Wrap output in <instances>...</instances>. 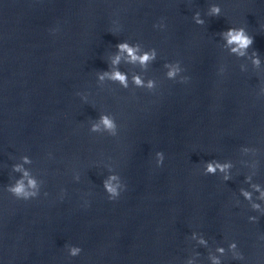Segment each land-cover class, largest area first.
<instances>
[{"label": "water", "instance_id": "95a60500", "mask_svg": "<svg viewBox=\"0 0 264 264\" xmlns=\"http://www.w3.org/2000/svg\"><path fill=\"white\" fill-rule=\"evenodd\" d=\"M232 25L253 35L259 67L228 51L219 34ZM124 39L157 49L146 68L119 65L155 89L97 79ZM167 61L190 79H168ZM104 112L117 135L90 130ZM24 154L45 181L29 201L2 191ZM212 159L232 163L231 179L204 173ZM110 171L127 185L116 200L102 184ZM246 176L264 187V0H0L2 264H211L219 246L221 264H264V213L241 195Z\"/></svg>", "mask_w": 264, "mask_h": 264}, {"label": "clouds", "instance_id": "9594fccd", "mask_svg": "<svg viewBox=\"0 0 264 264\" xmlns=\"http://www.w3.org/2000/svg\"><path fill=\"white\" fill-rule=\"evenodd\" d=\"M222 12L221 5L219 3H211L208 7V16H220ZM192 19L195 24L203 25L205 23L204 16L199 10L194 11L192 14ZM154 28L163 27L161 24H154ZM53 32L57 29H52ZM230 53L235 54L239 57H249L254 66L259 67L262 63L259 52L255 49L249 53V49L253 45L254 37L251 35L247 28L243 25H232L225 30H222L219 34ZM115 52L110 58V69L101 70L97 73V79L99 81H113L119 83L122 88H128L131 84L137 88L155 89L157 84L156 81L149 78L145 79L140 73H134L129 76L126 71H121L119 65L121 60L127 63L138 64L141 68H146L150 62L157 58L158 52L155 47L145 48L142 47L140 43H133L127 39L118 42L115 45ZM166 72L165 76L170 80H175L178 77L180 81L186 82L190 79L189 76L180 75L182 72L181 65L178 61H167L164 65ZM118 124L116 119L108 112L101 113L98 119L95 120L90 126L92 132H106L109 135L115 136L118 133ZM246 151L248 149H245ZM50 158L52 153L47 154ZM165 154L163 151H157L155 154L156 166H161L164 163ZM32 164V158L28 154H24L20 157L19 162L13 163L11 169L13 173H19L18 176L12 178V182L7 183L3 186L2 191L7 192L16 200L29 201L36 199L41 196L42 186L45 181L38 178L32 173L31 168L27 167ZM232 163L230 161H219L212 159L205 162V167L203 169L205 174L215 175L218 171L223 173L224 180L231 179L230 170L232 168ZM78 181V177L75 178ZM246 182L249 183V187L252 191L248 189L241 188V195L249 201L251 208L259 213H264V187L259 183H253L251 176L245 177ZM104 191L109 200H116L121 196V193L125 191L127 185L121 180L118 173L110 171L109 174L102 181ZM253 192L258 193V195L253 199ZM44 196L48 193L43 192ZM66 195V190L60 188L57 193L58 199H64ZM88 205V201L84 203V206ZM258 216H249V220L258 221ZM192 239L196 240L197 243L201 245H206L207 240L203 234L193 232ZM228 249L232 252L233 259L238 261H244L245 257L242 251L238 248L237 241L233 240L229 242ZM82 252V248L79 245L73 244L67 247V254L70 257L79 256ZM216 252L220 255L211 256V264H221L220 256L225 252L223 246H219ZM2 264V262H0ZM186 264H195L192 259H188Z\"/></svg>", "mask_w": 264, "mask_h": 264}]
</instances>
